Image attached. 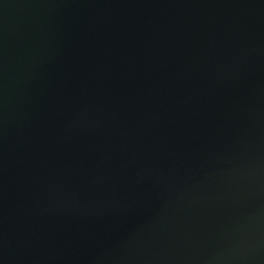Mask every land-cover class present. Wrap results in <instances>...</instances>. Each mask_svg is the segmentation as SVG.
<instances>
[{
	"label": "water",
	"instance_id": "95a60500",
	"mask_svg": "<svg viewBox=\"0 0 264 264\" xmlns=\"http://www.w3.org/2000/svg\"><path fill=\"white\" fill-rule=\"evenodd\" d=\"M0 264H264V0H0Z\"/></svg>",
	"mask_w": 264,
	"mask_h": 264
}]
</instances>
